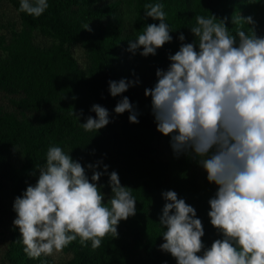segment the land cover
<instances>
[{
    "label": "trees",
    "instance_id": "1",
    "mask_svg": "<svg viewBox=\"0 0 264 264\" xmlns=\"http://www.w3.org/2000/svg\"><path fill=\"white\" fill-rule=\"evenodd\" d=\"M8 1L19 21L9 30L10 37L0 35V91L14 98L13 111H0V219L6 210L4 193L8 191L14 202L27 186L35 185L37 167L45 163L48 148L59 146L85 167L89 179L88 164L102 161L98 171L107 164L108 172L116 171L121 185L129 187L136 199V214L119 223L117 237L106 234L95 250L91 241L83 247L77 237L63 248L72 257L62 264H176L159 247L165 230L159 224L166 203L162 193L168 190L195 208L204 228L201 240L205 248L221 239L208 216V202L217 185L207 180L196 158L190 153L175 154L170 135L157 131L151 97L145 96V90L141 93L130 86L112 97L108 82L138 79V85L152 88L157 82L156 70H167L169 55L182 43L196 41L190 27L196 25L198 15L227 18L232 35L240 28L246 34L253 30L264 36V0H48L49 7L39 17L18 11L20 0ZM157 2L164 5L173 39L155 55L144 57L142 49L133 54L128 51V40L142 34L147 24L159 23L144 15V5ZM239 16H251L254 23H232ZM181 33L184 41L178 39ZM73 45L84 49L85 68L75 59ZM124 96L138 111L139 123H131L127 111L114 112ZM93 104L109 111L110 123L97 132H86L79 123L88 116L95 118L90 111ZM161 145L171 150L169 157L158 156ZM97 184L103 185L100 190L106 203L111 197L108 175ZM20 236L12 223L6 264H55L43 254L29 258Z\"/></svg>",
    "mask_w": 264,
    "mask_h": 264
},
{
    "label": "clouds",
    "instance_id": "2",
    "mask_svg": "<svg viewBox=\"0 0 264 264\" xmlns=\"http://www.w3.org/2000/svg\"><path fill=\"white\" fill-rule=\"evenodd\" d=\"M48 0H20L18 11L39 17ZM145 17L159 23L147 24L142 34L128 40V51L147 57L173 37L161 3L145 4ZM190 31L194 43H182L169 55L167 70L157 69V82L145 89L157 131L170 135L174 153H190L217 185L209 200L210 223L221 234L205 248L204 228L193 206L178 199L173 190L164 191L166 203L159 224L164 242L176 264H264V36L240 28L229 33L224 19L211 15L195 17ZM254 23L251 16L232 18V23ZM88 28V24L84 29ZM180 41L185 40L181 33ZM198 45V50H197ZM112 97L126 92L139 80H110ZM84 131L96 132L110 123L109 111L93 104ZM129 112V121L139 123L138 111L127 96L120 99L116 114ZM79 122V116L74 112ZM80 115H83L81 110ZM70 153V152H69ZM59 146H50L35 185L27 186L13 202L24 253L32 259L62 251L77 240L97 249L106 234L118 236L122 220L136 214L131 189L122 186L116 171L97 168L102 161L85 167ZM108 175L111 197L97 182ZM203 252L201 255L198 253ZM166 264V262H165Z\"/></svg>",
    "mask_w": 264,
    "mask_h": 264
},
{
    "label": "rangeland",
    "instance_id": "3",
    "mask_svg": "<svg viewBox=\"0 0 264 264\" xmlns=\"http://www.w3.org/2000/svg\"><path fill=\"white\" fill-rule=\"evenodd\" d=\"M19 16L13 6L9 3L8 0H0V35L6 34L10 37L9 30L11 29L13 23H18ZM39 33L36 34V36ZM37 39L43 40L42 37H37ZM71 51L78 61L79 65L83 68L86 66V56L84 49L78 45L71 46ZM133 81V80H132ZM143 82V81H142ZM141 82V83H142ZM142 85V84H141ZM145 85L140 86L138 84L132 85L134 89H138L143 93L146 88ZM14 99L13 96H8L7 94L0 91V111H13L14 107L11 103V100ZM160 151L158 156L160 158H166L170 156L171 150H169L165 145L160 146ZM203 170V168H202ZM4 202L6 203L5 214L1 216L0 219V264L5 263V253L7 251L8 245L11 238V227L13 220L15 219L16 213L13 211V200L8 191L4 193ZM49 256L55 264H62L71 259V254L66 253L65 251L53 252Z\"/></svg>",
    "mask_w": 264,
    "mask_h": 264
}]
</instances>
